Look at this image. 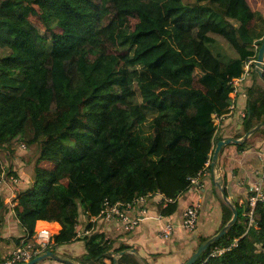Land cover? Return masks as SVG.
<instances>
[{"label": "trees", "instance_id": "16d2710c", "mask_svg": "<svg viewBox=\"0 0 264 264\" xmlns=\"http://www.w3.org/2000/svg\"><path fill=\"white\" fill-rule=\"evenodd\" d=\"M135 14L145 22L126 32L121 26ZM222 38L236 56L223 51ZM263 39L264 0H0V152L21 144L40 152L32 185L18 193L26 238L38 220L57 221L62 229L47 248L54 250L77 238L82 211L90 219L106 201L139 195L161 194L159 212L175 213L212 157L215 117L230 111L234 79ZM247 97L246 132L264 123L257 78ZM261 134L264 127L253 136ZM4 168L0 159V179L4 171L19 179ZM235 206L237 221L194 264H264V205L247 232L249 206ZM222 209L218 231L233 216L231 205ZM95 228L83 236L80 264H113L130 248ZM118 264L142 261L125 252Z\"/></svg>", "mask_w": 264, "mask_h": 264}, {"label": "crops", "instance_id": "0c3cea01", "mask_svg": "<svg viewBox=\"0 0 264 264\" xmlns=\"http://www.w3.org/2000/svg\"><path fill=\"white\" fill-rule=\"evenodd\" d=\"M258 50L256 55H258ZM255 72L256 70L252 69L244 78L234 79L236 85H233L230 92L232 98L230 111L222 116L215 117L217 129L214 149L219 140L229 138L242 140L239 142L231 141L222 148L219 158V173H215L211 166L212 154L210 165L201 177L199 189L197 191L190 189L182 192L178 198V209L172 215L159 217L162 214L159 212L158 203L161 201L162 196L156 194L150 198L148 215L133 230L124 229V226L116 218L110 220L98 218L95 229L104 232L107 237L115 240V247L122 244L130 246V248L125 249L126 252L134 253L142 261V264H183L205 238L216 234L223 221V203H227L231 207L232 205L235 206V202L245 205L243 202H246L248 183L256 179V172L264 166V134L257 136L251 134L248 138H244L246 134L244 120L246 117L244 118L242 114L243 112L246 113V116L248 114L247 90L256 78L258 82L264 84V80ZM27 149L18 146L15 150L16 153L15 151L11 153L8 150L0 152L3 155L8 153L10 156L3 163V166L13 167L19 176L18 184L6 182L1 186L5 206L0 216V249L6 251V253L5 251L0 252L1 258L7 256L13 250L17 245V238L23 240L28 234L16 215V206L20 201L18 193L29 188L34 179L33 168L32 173L24 169L29 165V156H24ZM23 157H25V160H23ZM24 162L26 163L24 164ZM218 176L223 182L222 185L226 190L227 199L221 189L216 186ZM197 198L201 200L200 214L196 228L189 231L182 225L183 211ZM132 214L134 215L135 212H132ZM88 220L87 214L82 211L77 233H82L87 228ZM39 221L46 224L39 226ZM82 222L85 224H81ZM167 222H172L175 227L172 237L165 240L161 237L160 232ZM36 226L38 228L48 226L51 230L54 228V234H58L62 229V225L57 221L38 220ZM76 237L75 240L69 243L55 245L52 251L65 260L80 264L78 259L86 252V243L83 235H76ZM78 253L82 254L79 258ZM117 257H120L119 254ZM45 264L71 263L64 260L55 261L50 259Z\"/></svg>", "mask_w": 264, "mask_h": 264}, {"label": "built area", "instance_id": "2783aa9c", "mask_svg": "<svg viewBox=\"0 0 264 264\" xmlns=\"http://www.w3.org/2000/svg\"><path fill=\"white\" fill-rule=\"evenodd\" d=\"M253 46L258 49L257 43H254ZM257 55L250 57L244 62L243 65V74L240 78L248 75L250 71L256 66ZM240 80V79H239ZM263 80H264V69H263ZM235 84V80L233 85ZM236 85V84H235ZM243 117H246V113L243 112ZM21 147L25 149L27 146L22 144ZM211 159L206 163L205 168L199 172V174L192 178L190 189L197 191L200 186V180L202 175L205 173L206 169L210 165ZM7 170L6 168H4ZM6 182H12L13 184H18L19 179L13 174L9 175L6 171L2 173V178L0 179V184H5ZM189 189V190H190ZM161 195V194H160ZM152 194L148 195H139L134 199L127 202H117L110 204L108 201L105 202V205L99 216H94L88 220V222H93V226L86 228L82 233H77L80 235L90 234L94 228L95 223L98 218H103L110 220L116 218L121 222L126 230H133L136 226L139 225L140 221L148 215L149 212V202ZM162 196V195H161ZM246 202L249 206V211L247 212L249 221L247 223L246 232L248 229L255 224V209L258 205H264V166L256 172V179L254 181H249L247 186V197ZM246 202H243L246 204ZM201 200L193 201L188 205L183 211V222L182 225L185 229L193 231L197 226L198 217L200 214ZM132 212H135L133 215ZM163 218V215L159 216ZM174 224L172 222H167L161 229L160 235L163 239L168 240L172 237L174 231ZM78 231V229H77ZM54 232L48 226H42L38 228L35 227L32 237L28 240L24 238L21 240L20 244H17L13 250L4 258L0 259V264H22L28 262L36 256L45 253L48 247L52 245ZM223 249H220L219 252H222Z\"/></svg>", "mask_w": 264, "mask_h": 264}, {"label": "water", "instance_id": "95a60500", "mask_svg": "<svg viewBox=\"0 0 264 264\" xmlns=\"http://www.w3.org/2000/svg\"><path fill=\"white\" fill-rule=\"evenodd\" d=\"M263 69H264V39L262 41V44L258 50V55H257V61H256V72L258 73V75L260 76L261 79H263ZM264 126V123H260L257 126H255L254 128H252L251 130L247 131L245 134V139L248 138L251 134H253L256 130H258L259 128H262ZM231 141L234 142H239L242 140H238V139H225V140H219L216 143V147L214 149L213 152V157H212V162H211V166L213 168V171L215 173H219V158H220V153L222 148L231 143ZM222 180L219 178H217L216 181V186H218L224 197L227 199V193L226 190L224 188V186L222 185ZM232 209H233V216L231 218V220L220 230L218 231L216 234H214L212 237L208 238L207 240H204L197 248V250L195 252H193V254L183 263V264H194L199 257L201 256V254L207 250V248L217 239H219L220 237H222L224 234H226L227 229L230 225L234 224L237 219H238V209L236 206L232 205ZM127 250H122L120 251L118 254L119 256L123 255ZM133 251V250H132ZM45 258H53L56 260H64L65 262L71 263V264H75L73 261L70 260H65L63 258H61L56 252L52 251V250H48L43 254H40L38 256H36L35 258L31 259L28 262H24L22 264H37L38 262L42 261ZM113 264H118V257H116L114 259V263Z\"/></svg>", "mask_w": 264, "mask_h": 264}, {"label": "rangeland", "instance_id": "374dc122", "mask_svg": "<svg viewBox=\"0 0 264 264\" xmlns=\"http://www.w3.org/2000/svg\"><path fill=\"white\" fill-rule=\"evenodd\" d=\"M33 20L35 21L36 24H38L42 31L44 32V26L42 25V23L39 21V19L37 17H33ZM145 21L143 20L142 17H140L139 15H130V19H129V22L127 24H124L123 26H121L126 32H132V31H137L138 28H139V25H141L142 23H144ZM117 29H118V25L115 21H111L108 26H106V33L107 35L111 38V39H114L115 35H116V32H117ZM221 45H222V48H223V51H225L229 57H234L236 56V53L233 49V47L225 40V39H221ZM214 51L217 53V50L214 48ZM22 145V144H21ZM99 145H96V149H99ZM16 150V148H15ZM16 153V151H15ZM40 152H37V146L33 147V148H30V149H27L26 150V154L24 156H29V158H31L32 156L33 157H36L35 159V162L37 163V156L39 155ZM10 158L9 154H5L4 155L2 153H0V159L1 161L4 163L6 160H8ZM23 160H25V157H23ZM34 162V160L29 163V165L27 167H25L24 169L27 170L29 173H32V168H34V165L36 164ZM19 163L21 165H23L22 162L19 161ZM26 162H24L25 164ZM50 165V164H49ZM52 166V165H50ZM4 167L7 169L8 165H4ZM67 167L65 165H62L61 167L58 168V174L59 176L62 178L65 177L66 173H67ZM33 174V173H32ZM85 221V220H84ZM87 222V221H86ZM81 224H85V223H81ZM1 248V247H0ZM8 250V249H7ZM5 250H1L0 249V252H4ZM6 253V251H5ZM82 254H79L78 253V258L79 256H81ZM55 260L57 261L56 259H53V258H45L43 259L42 261L38 262L37 264H45L47 261L49 260Z\"/></svg>", "mask_w": 264, "mask_h": 264}, {"label": "bare ground", "instance_id": "6f19581e", "mask_svg": "<svg viewBox=\"0 0 264 264\" xmlns=\"http://www.w3.org/2000/svg\"><path fill=\"white\" fill-rule=\"evenodd\" d=\"M38 224H39V226H40V225H42V224H46V223H44V222H42V221H39ZM39 228H41V227H39ZM50 229H51V228H50ZM54 230H55V229L53 228L52 231H54Z\"/></svg>", "mask_w": 264, "mask_h": 264}]
</instances>
